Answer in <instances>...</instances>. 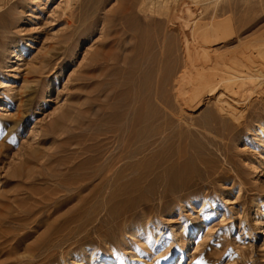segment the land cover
<instances>
[{"label":"rangeland","instance_id":"1","mask_svg":"<svg viewBox=\"0 0 264 264\" xmlns=\"http://www.w3.org/2000/svg\"><path fill=\"white\" fill-rule=\"evenodd\" d=\"M3 4L0 264H264V82L188 95L210 57L263 56L264 0Z\"/></svg>","mask_w":264,"mask_h":264},{"label":"bare ground","instance_id":"2","mask_svg":"<svg viewBox=\"0 0 264 264\" xmlns=\"http://www.w3.org/2000/svg\"><path fill=\"white\" fill-rule=\"evenodd\" d=\"M67 5H68V3H67ZM4 6H5V4L0 5V9H1V7L4 8ZM5 20H6V17L4 15L0 14V23L4 22ZM227 26H225V24H222L219 22L211 23V24H204V25H202V24L199 25V23L198 24L197 23L196 24L190 23L188 26V35L186 38V43L188 44V49H187L188 50V56H191V55H194L195 57L199 56V58L202 59V55L200 56V50H198V48L203 50L202 48L205 47V45L210 46L211 44H213L217 41L219 42V41L223 40L224 36L226 35V32H227ZM197 33H198V36L200 35L199 36L200 41L198 40L199 42H197V44H196V40H195L194 35H196ZM226 36H228V35H226ZM199 37H198V39H199ZM258 50H260V49H258ZM259 53H263V56H264L263 50ZM257 56H258L257 60L255 59L256 61H253L254 58H253V60L251 59L252 61H250V65L246 63L248 65L247 67H245L244 64L243 65L237 64L236 62H238V61L235 62V60H233L232 63H230L231 62L230 60L226 61L225 58L224 59L222 58V56L221 57H219V56L210 57L208 59L206 65H200V67L196 70V72L193 75L192 74L189 75V80H190L189 82L192 83V85L194 86L193 90L188 91L189 98L193 99L196 95H201V94L204 96L210 95L212 97L214 95H217V96H223L226 99H228L229 101L231 100L234 103L236 102L238 104V101L240 99H242L246 96L253 95L254 93H257L259 90L258 86L259 85L261 86L262 82H264V63L262 62L263 56H261L258 53H257ZM109 57H110V58H108L109 60H106L107 63L110 60H111V62L115 61V57H113V56L112 57L109 56ZM240 68H241V70H239ZM162 93H163V89H161L160 86L158 85L157 90H156L157 97L155 96V98L159 102L161 101L160 103L163 104L161 106H164L166 104L165 101H163V98L165 96L163 97ZM246 100H248V99L246 98ZM246 100H245V102H246ZM242 101H243V99H242ZM203 102H205V101L199 102L197 104V106H199ZM179 105L184 107V101H181L179 103ZM142 106H144V105H142ZM142 106H140V107L143 110ZM165 106H167V105H165ZM138 113L135 115V117L133 116L134 122H136V121L139 122V120H141V119H146V120L149 119V112H143L142 111L140 114H138ZM152 116H154V115H152ZM212 117H214V116H212ZM214 118H216V117H214ZM138 126H140V125H138ZM134 129H135V127H134ZM128 134H127V136H128ZM129 138H134V137L130 136ZM129 138H128V142H130Z\"/></svg>","mask_w":264,"mask_h":264}]
</instances>
